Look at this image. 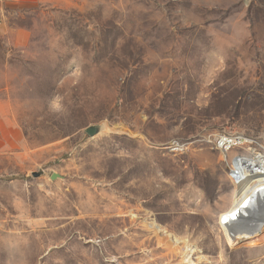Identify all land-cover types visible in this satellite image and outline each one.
<instances>
[{
	"label": "rangeland",
	"instance_id": "374dc122",
	"mask_svg": "<svg viewBox=\"0 0 264 264\" xmlns=\"http://www.w3.org/2000/svg\"><path fill=\"white\" fill-rule=\"evenodd\" d=\"M0 114V264H186L142 218L187 264H264L215 144L264 149V0H0Z\"/></svg>",
	"mask_w": 264,
	"mask_h": 264
},
{
	"label": "bare ground",
	"instance_id": "6f19581e",
	"mask_svg": "<svg viewBox=\"0 0 264 264\" xmlns=\"http://www.w3.org/2000/svg\"><path fill=\"white\" fill-rule=\"evenodd\" d=\"M242 163L245 169L243 172L245 174L244 180L242 181L244 184L242 185L245 190L242 191L239 199L235 196L231 202V207L219 215V224L226 237L233 243L239 239L256 235L264 224V168L259 167L257 170L256 162L250 158L245 159ZM233 164H238L237 158L233 159ZM130 216L132 218L137 217L132 212H130ZM141 221L148 229L147 231L153 232L156 236L171 242L173 245L181 246V260L184 263L192 262L193 254L199 251L195 244L185 238L173 235L153 220L142 218ZM198 257L200 259L202 256Z\"/></svg>",
	"mask_w": 264,
	"mask_h": 264
},
{
	"label": "built area",
	"instance_id": "2783aa9c",
	"mask_svg": "<svg viewBox=\"0 0 264 264\" xmlns=\"http://www.w3.org/2000/svg\"><path fill=\"white\" fill-rule=\"evenodd\" d=\"M253 142L248 140L246 136L242 134H220L215 137V144L220 151H228L230 149L238 148L242 149L243 153L239 154L236 158L238 164H233L230 170V178L236 184H239L243 179L244 166L242 161L250 158L256 162V169L259 167L264 168V149L251 148L250 144ZM235 159V158H234Z\"/></svg>",
	"mask_w": 264,
	"mask_h": 264
},
{
	"label": "crops",
	"instance_id": "0c3cea01",
	"mask_svg": "<svg viewBox=\"0 0 264 264\" xmlns=\"http://www.w3.org/2000/svg\"><path fill=\"white\" fill-rule=\"evenodd\" d=\"M10 133L11 126L9 120L0 114V155L7 153V150L10 148Z\"/></svg>",
	"mask_w": 264,
	"mask_h": 264
},
{
	"label": "water",
	"instance_id": "95a60500",
	"mask_svg": "<svg viewBox=\"0 0 264 264\" xmlns=\"http://www.w3.org/2000/svg\"><path fill=\"white\" fill-rule=\"evenodd\" d=\"M99 127L98 126H89L85 129L86 133L90 136L94 135L96 132H98ZM54 174L52 175L51 178H54Z\"/></svg>",
	"mask_w": 264,
	"mask_h": 264
},
{
	"label": "snow or ice",
	"instance_id": "6c2138e0",
	"mask_svg": "<svg viewBox=\"0 0 264 264\" xmlns=\"http://www.w3.org/2000/svg\"><path fill=\"white\" fill-rule=\"evenodd\" d=\"M129 162H131V161H129Z\"/></svg>",
	"mask_w": 264,
	"mask_h": 264
}]
</instances>
